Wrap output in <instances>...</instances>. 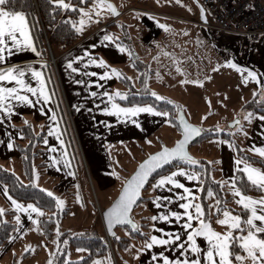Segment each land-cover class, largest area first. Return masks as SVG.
Returning a JSON list of instances; mask_svg holds the SVG:
<instances>
[{
	"label": "rangeland",
	"instance_id": "rangeland-1",
	"mask_svg": "<svg viewBox=\"0 0 264 264\" xmlns=\"http://www.w3.org/2000/svg\"><path fill=\"white\" fill-rule=\"evenodd\" d=\"M110 1L118 10L119 8L123 9L118 16L112 17L107 7L100 8L99 11L104 15L97 16L95 6L98 0H91L81 7L88 11L91 19L87 20L85 18L87 22L81 26L83 30L79 33L83 34L91 28L99 27L101 21L116 20V25L112 26V30L124 42L125 46L127 44V52L128 54L131 53L130 56H133L134 46L140 48L141 44L139 43L140 40L143 42L144 34L156 35L159 33L158 40L154 43L155 47L140 54V59L145 63L144 68L150 70L145 75L143 87L149 93L154 91L158 96L165 97L171 103L179 106L187 119L197 127L203 130L232 132L235 141L241 145L244 130L240 124L246 123V117L252 114L244 108L243 103L256 92L260 96H264V49L256 46L257 57L253 60L251 59L253 46L250 40L249 48L245 47V43H241L240 49L243 54H240L239 57H237L236 48L233 47L234 52H229L228 56H234V62L238 63L239 67L233 68V71L231 69L225 70V67L219 68L218 72L221 73L218 74L217 83L223 86L222 90L215 86V83L214 89L210 90L205 84L207 76L203 79V74H201L207 75L202 64L203 53L199 52L198 46L200 42L201 44L206 43L205 50H208V47L211 48V43L219 46L220 42L216 35L223 33L196 24L199 21L196 0H179V2L178 0ZM81 16L80 13L77 25H79ZM207 18L209 22L212 21L208 14ZM144 19H150L152 26ZM160 25H168L169 27L165 29ZM209 31H211L210 37ZM129 42L134 43L132 50ZM233 43L236 44L235 38H233ZM258 43L253 44L257 45ZM150 44L151 41H148L147 45L150 46ZM182 46H185L187 53L184 58L178 59V56L181 55ZM196 48L198 49L197 54H195ZM249 49H251V52L246 60L244 51H249ZM45 51L48 57L58 55L51 51L46 41ZM129 58L120 63L106 62L109 69L116 68L120 72L119 76L113 74L116 81L110 88L112 94L119 90L120 93L125 95V86L118 82L119 77H128L135 87L141 86L138 80L139 71L132 65ZM215 69L217 70V68ZM211 70H214V67ZM249 70L256 73L257 79L248 76ZM234 71H238L240 79L239 81L233 80L236 87L234 90L229 89L230 93H228L226 87L232 85V80L227 82L226 78L231 79L235 76ZM212 76V74H209L208 83L215 82ZM245 76H248L247 82L244 80ZM196 80L202 81V83H193ZM59 105L60 103L57 104L54 113L56 123L48 120L45 124L44 121H41L39 128L32 123L35 126L32 125L35 132L45 131L46 129L47 131L38 144L43 148V151L33 161L31 179L35 186L43 190L48 189L54 193V199L59 197L63 200V206L61 208L56 207V213H59V223L53 229L51 237L46 238L40 226L37 227L33 223V219L37 220L39 214L32 212L31 209L24 211L23 209L17 210L14 208L12 201L18 200L11 197L0 182V209L11 210V219L16 225L9 236L12 239L8 237L0 247V264H48L49 260L52 261V264H63L69 260H76L85 255L87 251L72 245L69 237L91 234L105 236L109 252L113 258V264H124V262H127L126 252L117 249L114 253L113 244L110 241L112 237H108L105 232L101 211L118 192L122 184V178L126 177L137 162L148 154L147 150L149 149L144 147L143 150H140L137 146H134L125 148V152L123 151L120 155L114 154L108 148L104 149L101 145H98L95 137H86L81 132L80 128L76 126L72 108L68 111L65 104L61 103L62 109ZM229 109V112L239 114L241 117L238 124L231 123L236 117H229V112H226ZM172 129V134L176 136L179 130ZM45 141L47 142L45 143ZM241 147L243 146L241 145ZM189 149L192 152L196 149V146L189 147ZM199 150L203 151L206 156L207 152H210L207 158L213 159L211 146L203 145ZM10 158L1 155L0 165L14 172L23 182H27L22 173L21 163L17 166L15 161H11ZM237 159L247 162L238 157ZM214 160L213 162L216 163L217 160ZM38 161L43 163H38ZM247 163L254 166L250 162ZM107 169L112 171L117 179L116 183L103 185L100 182V177L105 175ZM212 177L220 179V170L213 171ZM225 185L230 194L233 195L231 191L233 187L226 181ZM206 201L208 206L216 207L214 201H217V198L214 195L209 196L207 194ZM18 202L25 207L28 205V203ZM236 203V200L232 198L231 206H237ZM142 205L143 201L137 203L134 209L135 215L143 212L141 210ZM42 211L46 214L49 213V210ZM30 216L32 219L29 218ZM17 217H19V222H17ZM4 218L8 219L9 217L5 214ZM210 219L212 226L217 231L223 232L225 230V225L217 223L218 217L215 216L214 211L211 213ZM57 228L59 229V235H57ZM115 235L128 236L129 232L127 228L117 226ZM64 240H67L68 243L64 244ZM135 243L136 241H132L130 247ZM94 261L96 260L91 261L89 264H93Z\"/></svg>",
	"mask_w": 264,
	"mask_h": 264
},
{
	"label": "crops",
	"instance_id": "crops-1",
	"mask_svg": "<svg viewBox=\"0 0 264 264\" xmlns=\"http://www.w3.org/2000/svg\"><path fill=\"white\" fill-rule=\"evenodd\" d=\"M119 11L121 12L123 9L119 8ZM144 21H147V23L152 26V21L150 19H144ZM196 24L201 25L198 24V21ZM28 30L33 42L29 26ZM106 34L110 33L101 26L91 28L89 31L81 34V39L77 43L55 57L42 55L44 50L37 47L34 42L33 44L36 48V52H38L39 55H37L36 52H33L30 47L25 46H21L19 49L13 48L11 50L12 55L5 57V61L0 63V68L10 66L11 64H16L18 66H28L29 68H35L39 70L42 73L45 83V91L51 98L45 101L44 98L39 95L40 81L38 79H34L30 71H26L24 74V79L27 83L31 84L33 87H36L38 91L35 95L26 93L33 101L31 105L27 103L21 104L17 101H13V111L10 113H5L2 109H0V116L3 117V119H0V156L6 155L7 157H11L10 160L15 161V164L19 166L21 163L20 155L18 151H15L16 149L13 143L14 141H22L23 138L20 131L15 126L23 124L25 121L30 124L33 123L38 128L41 121H44L45 124L48 122V120H50V122L56 123V119L54 117L55 101L49 88L47 75H51L56 82V86L58 88L57 91L60 96V106L62 107L61 103L65 104L68 111L70 108H72L73 115H75L74 119L76 126L80 128L81 132L86 137H95L97 139L98 145H101L104 149L108 148L114 154L120 155L123 153L125 148L134 146H137L140 150H143L145 147L149 149L147 150V153H149L159 148L162 143L171 145L177 139L179 133H177L176 136L172 134V128L174 127H172V125L169 123H165L167 117L159 115V112H161L159 110L156 112H141L131 116L129 119H122L115 115L114 112H104L101 110L106 107L111 109L112 101L108 98V96H110L109 89L115 83L116 77L111 73L107 63L104 65L90 63L86 64L84 61L88 60L89 58H102L104 61L109 63H120L125 62L128 59L127 51L121 52L120 49L116 47V45L119 43L115 41L113 36L112 40L103 39ZM158 34H144L143 42L146 44L140 40V48L138 46H134L133 43L134 48L139 51V55L145 53L150 48L155 47L154 43L156 40H158ZM17 35H19V33H17ZM210 36L211 34H209V37ZM216 36L220 42L219 46L211 43V48L209 49L208 47V50H205L206 43L201 44L200 42L198 46L199 52L203 53L202 64L204 65L205 73H207V75L204 73L201 74H203V79L207 76L205 79V84L207 88H210V90L214 89V83L215 86L222 90L223 86H220L217 83L218 74L221 73L218 72L219 68L225 67V70L231 69L233 71L234 67L228 63V61L235 63L234 56H228L231 52H234L232 48H236V54L237 57H239L240 54H243L240 49L241 43H245L246 48H249L250 46V39L246 36H235L228 34H218ZM233 38H235L236 44L233 43ZM148 41H151L150 46L147 45ZM259 42L260 43L257 45H254L255 43L253 44V42H251L253 49L244 51V57L246 60L248 59V55L251 51V59L255 60L254 58L257 57L255 52L257 49L255 48L256 46L264 49V36ZM226 46L228 49L224 48ZM197 50L198 49L196 48L195 54H197ZM85 52H87L89 55L85 56ZM186 53L185 46H182L181 55L178 56V59L184 58ZM78 56L81 57V59H76ZM68 61L72 62L71 68L68 67ZM235 64L237 65L238 63ZM212 67H214V70H211ZM215 68H217V70ZM73 69H79V71H73ZM105 71L110 73L108 77L103 76ZM234 73L235 76L231 77V79L226 78L227 82L232 80V85L230 87H226L228 93H230L229 89L234 90L236 87L233 80L239 81L240 79L238 71H234ZM209 74L213 75L212 78L215 79V82L208 83ZM14 83L15 82L13 81H0V84H3L5 87L13 86ZM93 92L97 93V95L93 96ZM103 93H108V95H103ZM41 108H43V111H41ZM229 111L230 109L226 112ZM228 114H230V118L239 117L238 119L241 120L239 114H234L232 112H229ZM260 116H264V114L252 113L251 120L247 119L246 123L240 124L244 130L242 146L247 151L258 156L260 155L253 152L251 149L253 146H264V120H261L259 118ZM133 120H135L136 123H133ZM46 131L47 129L45 132ZM204 140L205 141L200 140L192 143L195 145L190 146V148L196 146V149L190 152L193 153L195 157H201L205 154L203 151L199 150V148L203 145L211 146L213 149L212 158L217 160L216 163L218 170H220L221 178H223L224 182L226 181L232 187H235V184L231 183V181L234 180V172L237 168H241L243 170L244 163L247 162L237 159L233 147H229V144L231 143L228 140L221 137H208ZM9 141H11L13 144V147L11 148L8 147ZM149 141H151V143H149ZM225 141H227V143H225ZM209 153L210 152H207V156L210 155ZM207 156L205 155L204 157L207 158ZM261 158L264 159V157ZM177 167H182L187 172H195L194 170L185 166H176L163 175H167L169 172L174 171ZM253 167L258 168L255 165ZM105 172V175L100 177V182L103 185L106 183H116L117 179L113 175L112 171L107 169ZM158 178L159 176L155 178L147 188L146 195L150 198L143 201V205L141 207V210L143 211L142 213H147L150 215V217H158L161 212L167 215L169 210L184 212L186 210L181 208L180 204L184 203L185 199H192L194 202L196 201L199 193L198 180L189 181L185 175L179 173L177 174L176 178L180 179L181 182L185 184V186L188 187L191 192L195 193V197H189L186 193H184L182 188L171 185L168 182H166L164 186L153 187ZM177 193H180L181 196L178 197ZM156 197H159L160 199L157 200ZM165 197L169 198V200L164 199ZM252 197H264V190L261 195ZM233 199L236 200L237 198L233 197ZM164 204H167L168 207L165 208ZM236 204L237 206H242L238 203ZM187 211H192L193 214H195L194 208H190ZM186 219L187 217L184 216L181 217L180 221H176V219L171 216H169V220L151 219V225L155 224L156 227L150 228L149 238L153 234L165 238L169 233L172 235L179 234L180 241H173L172 244L180 243L186 246L188 243L186 233L189 231V229H185L183 227V221ZM197 223L198 221L196 220L192 221L193 225ZM257 223L260 222L257 221ZM160 229H164V231L161 232ZM196 239L197 243L201 245L202 248H206L207 241L204 237L198 236ZM148 240L149 239L142 242L136 241L135 245L132 247L129 245L123 249L127 256V262L125 263L123 261L124 264H156V261L152 259V256L153 254L161 251L172 259H175L178 256L181 259L184 258L183 256H180L183 248H173L171 245H153L152 248H146L145 245ZM141 248H145V250L140 252L139 256L135 255L140 251ZM186 255L191 259L195 254L188 250ZM160 259V257H157V260ZM246 264H250V262H246Z\"/></svg>",
	"mask_w": 264,
	"mask_h": 264
},
{
	"label": "snow or ice",
	"instance_id": "snow-or-ice-1",
	"mask_svg": "<svg viewBox=\"0 0 264 264\" xmlns=\"http://www.w3.org/2000/svg\"><path fill=\"white\" fill-rule=\"evenodd\" d=\"M51 2L66 9L75 7L74 5L67 3L66 0H51ZM6 5H9V0H0V63L5 61L6 56L12 55L11 50L13 48L19 49L21 46H25L30 47L33 52H36V48L28 30L25 13L23 11H16L14 8ZM95 7L97 16L104 15V13L99 11V9L103 7H107L111 14H116L118 11L116 6L112 4L110 0H107V2L106 0H98ZM79 12L82 14L79 25L73 24V27L76 28V31L78 32L82 31L83 29L81 26L86 23L87 20L91 19L88 11L84 8H80ZM85 18H87V20ZM157 23H159V21H157ZM160 26L165 29L169 27L168 25ZM17 33H19V35H17ZM103 39L112 40V35L106 34ZM116 47L119 48L121 52L127 51V49L120 44H117ZM36 54L39 55L38 52H36ZM84 55L88 56L89 54L85 52ZM76 59L79 60L81 57L78 56ZM84 62L86 64H106V61L102 58H89ZM67 63L68 67L71 68L72 62L68 61ZM228 63L234 68L239 67L231 61H228ZM26 71H30L33 78L40 81L39 95L42 96L45 101L51 98L45 91V83L42 73L39 70L29 68L28 66L11 64L10 66L0 68V81L15 82L14 85L10 87H5L3 84H0V109L5 113L13 111V101H17L21 104L27 103L29 105L33 103L32 99H30L29 95L26 93L35 95L38 89L26 82L24 79ZM73 71H79V69H73ZM110 71L112 74L117 76L120 75L119 70L116 68H111ZM109 74L108 71H105L103 76L108 77ZM248 76L257 79L256 73L251 70H249ZM248 76L244 77L245 82H247ZM193 83L199 84L202 83V81L196 80L193 81ZM151 94L159 100L166 99L165 97L158 96L154 91ZM92 95L95 96L97 93L93 92ZM103 95H108V93H103ZM121 95L123 94L117 90L112 95L108 96L109 100L112 101L111 109L106 107L101 110L104 112H114L115 115L122 119H129L131 116L141 112L157 111V109L151 104H132L130 107H123L120 104H117L114 100L115 96ZM177 108H179V106H177ZM41 111H43V108H41ZM159 115L168 116L169 113L167 111H161L159 112ZM251 118V114L246 117V119L249 120H251ZM259 118L264 120V116H260ZM0 119H3V117L0 116ZM176 119L180 121L179 127L182 131L181 138L175 142L173 147L162 146L159 151L149 154L148 157L138 165L132 176L125 180L118 199L105 213V216L108 219L109 230H111L114 221L123 222V220L127 219L129 223H133L129 218L131 208L136 203L137 198L140 197V190L144 186L149 175H151L156 169H160L164 165L174 162L176 159L187 161L192 164L197 163L195 158H193L186 150V145L189 140L202 132L203 129L188 123L182 113L178 115ZM25 123H27V121H25ZM133 123H136V121L133 120ZM165 123H171V121L166 120ZM233 123L238 124V121H233ZM46 142L47 141H45V143ZM149 143H151V141H149ZM225 143H227V141H225ZM232 146V144H229V147ZM8 147H13L11 141L8 142ZM251 150L258 153L261 157H264V146H253ZM242 171L246 174L248 181L260 190H264V170L253 167L248 163H244ZM178 173L185 175L189 181L200 180L199 173L187 172L184 168L177 167L167 175H160L153 187L164 186L165 183L168 182L171 185L182 188L187 196L195 197V193L191 192L180 179L176 178ZM220 183L222 184L223 182L221 181ZM231 183L235 184V180H232ZM44 191L47 192L49 196H54V193L50 192L48 189H44ZM231 191L233 197L237 198L236 202L242 205L241 212H243L244 215L241 213L234 214L226 207L222 209L221 202L218 200L214 201L216 207L213 208L211 205L208 206V212L206 213L204 206L201 203H194L192 199H185V202L181 203L180 207L186 211L178 212L169 210L167 215L161 212L158 217L152 216V220H169V216H171L174 217L176 221H180L182 216L187 217V219L183 221V227L189 229L186 233L188 241L186 246L180 243L172 244L173 241H180L179 234L172 235L169 233L166 238L154 234L151 235L145 245L146 248H152L153 245H171L173 248H183V251L180 253V256L184 257L183 259L179 256L172 259L162 251L153 254L152 259L156 261V264H246V262H250V264H264V197L256 198L246 195L242 192L239 186L231 188ZM213 194L212 189L209 188L208 195L212 196ZM177 196L180 197L181 194L177 193ZM156 199L159 200L160 198L156 197ZM164 199L169 200L167 197ZM55 201L57 208L63 206L64 202L59 197H55ZM12 205L17 210L23 209L24 211H28L31 209L32 212L41 215L43 214L42 209L32 203H29L25 207L18 201L13 200ZM164 207L167 208L168 205L164 204ZM190 208L195 209V214H193L192 211H187ZM213 211L218 217L217 223L226 226L223 232L217 231L212 226L210 215ZM221 211L223 212L222 216ZM2 213L3 209H0V214ZM29 218L32 219L31 216ZM194 220L198 221L195 225L192 224V221ZM257 221L260 223H257ZM17 222H19V217H17ZM33 223L39 227V221L33 219ZM58 223L59 222L57 221V224ZM133 227H135L134 223ZM151 227L155 228L156 225L153 224ZM56 231L57 235H59L58 228ZM160 231L163 232L164 229H160ZM113 235L115 234L113 233ZM198 236L206 239V248H202V246L197 243L196 237ZM9 239H12V237H9ZM67 243L68 241L64 240V244ZM237 246L239 250H237ZM25 250L27 251V249ZM144 250L145 248H141L135 255L139 256L140 252H143ZM188 250L195 254L191 259L186 255ZM241 251L244 254H241ZM157 257H160L161 259L157 260ZM48 264H52V261L49 260ZM93 264H99V261H94Z\"/></svg>",
	"mask_w": 264,
	"mask_h": 264
},
{
	"label": "trees",
	"instance_id": "trees-1",
	"mask_svg": "<svg viewBox=\"0 0 264 264\" xmlns=\"http://www.w3.org/2000/svg\"><path fill=\"white\" fill-rule=\"evenodd\" d=\"M90 1L91 0H66L67 3L75 6L74 8L67 9L53 4L51 0H9V5L6 6L12 7L16 11H23L25 13L33 42L37 47L44 50L42 55H46L45 41L48 43L53 53L60 54L81 39V34L76 31L73 24L78 23L80 15L79 9ZM113 25H116V20L108 19L99 23V26H102L106 31H108L113 36L115 41L127 49V44L125 43V46L124 42L118 38L112 30ZM209 33L211 34V31H209ZM129 43L131 46L130 49L132 50L133 43ZM224 48H227V46ZM133 50L137 53V57L134 58L130 56L128 52L127 54L128 58L130 56L129 60L132 65L139 71L138 80L141 86L135 87L128 77H119L118 82L125 86V95L115 96V102L122 106H131L132 104H151L159 111H167L169 113V115L166 116L167 120L171 121L169 124L179 130L176 120V113L179 108H177L176 104L171 103L167 99H157L143 87L145 75L150 72V70L144 68L145 63L142 59H140L138 50ZM47 77L56 109L57 104L60 103V96L57 91L58 88L54 78L51 75H47ZM109 95H112L110 89ZM243 106L246 110L252 113L264 114V96H260L259 93L256 92L251 98L247 99L243 103ZM15 127L20 131L23 140L14 141L13 144L20 155L22 173L27 182H23L14 172L2 165H0V182L5 186L7 193L16 200L23 203L35 204L42 210H49L48 214L45 212H43L42 215L39 214L37 221H39V226L44 236L46 238H50L53 233V229L59 220V213H56L57 209L55 199L53 196H49L43 189L35 186L31 180L33 161L35 157L37 158L39 153L43 151V148L38 146V144L42 140L45 131L42 130L40 132H35L32 124L28 122L19 124ZM208 137H221L228 140L233 145L232 147L238 158L257 165L259 169L264 170V159L241 147L242 143L240 145L235 141L232 132L225 130H203L195 142ZM195 160L197 161L195 164L183 160H177L156 172L150 178L147 186L143 189L142 197L139 202L150 198L146 195V192L148 186L155 178L163 175L176 166H185L200 175V180H198L199 193L194 203H201L204 206L206 213L208 212L206 196L208 194V189L211 188L214 193L213 195L221 202L222 209L226 207L232 210L234 214L241 213L244 215V213L241 212L242 206H231L230 203L233 195L227 190L223 179L220 177H218L220 179L212 177V172L218 170L217 163L213 162L215 160L207 159L205 157H195ZM38 163L43 162L38 161ZM124 178L125 177L122 178V181ZM234 180L235 187L239 186L242 192L246 195L259 196L263 192V190H260L248 181L246 174L240 168L235 170ZM221 181L223 182L222 184L220 183ZM134 209L132 211V217L137 222V226L135 228L125 226L129 232L128 236L115 235L110 238V241L113 244L114 253L117 249H125L132 241H144L149 239L151 217L149 214L142 212L135 215ZM11 212V210H3V213L0 214V247L8 239L12 230L16 226L11 219ZM5 214L8 215V219L4 218ZM69 240L76 248L85 249L87 253L79 259L69 260L63 264H89L93 260L99 261V264H113V258L109 252L107 238L105 236H100L98 234L71 236L69 237ZM237 250H239L238 246ZM241 254H243L242 251Z\"/></svg>",
	"mask_w": 264,
	"mask_h": 264
},
{
	"label": "built area",
	"instance_id": "built-area-1",
	"mask_svg": "<svg viewBox=\"0 0 264 264\" xmlns=\"http://www.w3.org/2000/svg\"><path fill=\"white\" fill-rule=\"evenodd\" d=\"M206 23L199 24L216 32L246 36L258 43L264 36V0H199Z\"/></svg>",
	"mask_w": 264,
	"mask_h": 264
},
{
	"label": "water",
	"instance_id": "water-1",
	"mask_svg": "<svg viewBox=\"0 0 264 264\" xmlns=\"http://www.w3.org/2000/svg\"><path fill=\"white\" fill-rule=\"evenodd\" d=\"M110 2H111V1H110ZM111 3H112V2H111ZM196 3H197L198 11H199V20H200L201 22H203V23H206V22H207V18H206V15H205L204 9H203L202 5L198 2V0H196ZM112 4H113V3H112ZM117 10H118V9H117ZM119 13H120V11L118 10L116 14H111V15H112V17H115V16H118ZM48 47H49V46H48ZM134 55H135V57H137V53H136L135 51H133V56H132V57H134ZM135 57H134V58H135ZM181 113L183 114L185 120H186L188 123H190V124H192V125H195L193 122H191V121H189V120L187 119V116H186V115L184 114V112H183L182 110H180V109L177 111V113H176V117H177L178 115H180ZM176 120H177V119H176ZM238 120H239V119L236 118L234 121H238ZM231 123L234 124L233 121H232ZM177 124H178V128H179V136L177 137V139H176L171 145H167V144H165V143H162V144L160 145L159 148H157V149H155V150L149 152V153H148L147 155H145L142 159H140V160L137 162L136 166H135V167H134V168H133V169H132L127 175H126V177H125L124 180L122 181V184H121V186H120L118 192H117L116 195L114 196V198H113V199L111 200V202H110L107 206H105V207L103 208V210L101 211V218H102L103 227H104L105 232H106V234H107L108 237H113V236H115V235H113V233L116 234V227H117V226H123V227L126 226V227H130V228H135V227L137 226V222H136V221L133 219V217H132V211H133L134 207L136 206V204L140 201V199H141V197H142V191H143V189L147 186V184L149 183L150 178H151L156 172H158L159 170H161L162 168H164L165 166H167V165H169V164L164 165V166H163L162 168H160V169H156L151 175H149V177H148L147 181L145 182L144 186L141 188V190H140V191H141V195H140V197L137 198L136 203L132 206L131 211H130V213H129V218H130L131 221L135 224V227H133V223H129L128 220L125 219V220H123V222H120V221H114L113 224H112V228H111V230H109V227H108V219H107V217L105 216V213H106V211L112 206V204H114L115 201L118 199L119 194H120V192H121V190H122V187H123V185H124L125 180L128 179V178H130V177L132 176V174L136 171L138 165H139L143 160H145V159L148 157L149 154H152V153H154V152L159 151L160 148H161L162 146L173 147V146L175 145V142H176L178 139L181 138V136H182V131H181L180 127H179V124H180V121H179V120H177ZM232 124H231V125H232ZM195 126H196V125H195ZM201 133H202V132H200L198 135L194 136L191 140L188 141V143H187V145H186V150L188 151V153H189L193 158H195V156L190 152V150H189V146H190L193 142H195V140L201 135ZM177 160H179V159H176L175 161H177ZM172 163H173V162H172ZM170 164H171V163H170Z\"/></svg>",
	"mask_w": 264,
	"mask_h": 264
}]
</instances>
